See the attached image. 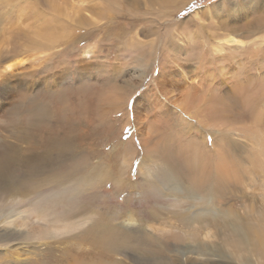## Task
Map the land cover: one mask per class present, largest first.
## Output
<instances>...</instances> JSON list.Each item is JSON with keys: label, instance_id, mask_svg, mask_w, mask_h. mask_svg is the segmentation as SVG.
I'll return each instance as SVG.
<instances>
[{"label": "rangeland", "instance_id": "374dc122", "mask_svg": "<svg viewBox=\"0 0 264 264\" xmlns=\"http://www.w3.org/2000/svg\"><path fill=\"white\" fill-rule=\"evenodd\" d=\"M207 7L211 9L205 10ZM231 34L243 44L227 42ZM220 45L222 50L215 51ZM188 48L194 49L195 56H190ZM88 49L91 52L87 56ZM263 58L264 0H0V159L18 147L17 129L32 133V128L24 123L25 108L29 97L39 99L44 114L38 116L36 133L42 136L44 130H49L65 136L72 132L76 142L71 150L63 151L65 160L78 152L91 158L92 167L100 165L97 172L106 174L107 168L113 173L107 182L102 180L94 188L100 187L98 193L87 196L86 213L101 217L104 215L98 213L105 212L114 223L127 229L125 217L133 211L137 222L131 229L140 232L144 230V223H140L148 209H170L178 211V215L184 208L183 202L170 197L159 185L162 170L164 175L169 166L161 155L157 156L160 160L156 157L161 168L155 166L150 174L139 169L141 162L145 169L153 165L151 160H144L152 146V142L148 144L143 139L149 136L148 132H153V137H160L156 129L160 134L176 135L175 142H171L173 148L188 144L190 150V141L195 146L196 140L204 152L215 158L220 145L233 137L235 146L226 149L234 159V177L226 181L227 191L220 196L219 210L236 216L246 212L264 215V99L261 105H254L250 118H244L240 109V114L226 123L221 116V121L208 117L203 109L197 112V106L188 102V98H201L210 90L222 96L234 93L237 77L243 81L249 73L255 80L262 77ZM19 60L13 71H4L5 64ZM82 82L87 87L81 86ZM62 89H67L69 108L67 103L65 108L60 96ZM218 111H222L221 105ZM128 141L132 142L133 153L127 156L125 169H121L123 157L118 155L126 150ZM194 150L197 152L195 147L190 151ZM204 159L208 160L205 153L194 162ZM172 170L171 175L189 189L185 173L174 167ZM115 179H122L123 186L119 188ZM61 180L63 185V174ZM152 182L157 183L155 187ZM58 183L59 179L53 185L59 187ZM25 205L28 204L16 206L8 213V219L19 213L28 214L31 207ZM164 214L167 213L152 223L166 227ZM3 226L1 223L0 229ZM166 228L163 239L167 241L171 236L168 241L173 242V236L181 229L176 225L169 227L172 230ZM81 229L64 238L79 256L77 261L90 248L88 238L74 235ZM17 242H23L21 246L29 244L24 240ZM4 248L0 247V256ZM28 255H21V259L36 264ZM134 255L135 251L127 250L106 261L140 264ZM12 256L9 262L0 263L19 264ZM173 256L174 252L168 253L171 260ZM95 261L94 264L106 263Z\"/></svg>", "mask_w": 264, "mask_h": 264}, {"label": "bare ground", "instance_id": "6f19581e", "mask_svg": "<svg viewBox=\"0 0 264 264\" xmlns=\"http://www.w3.org/2000/svg\"><path fill=\"white\" fill-rule=\"evenodd\" d=\"M216 5H212L211 8L216 7ZM211 8L207 7L205 10L208 11ZM226 39L227 42H243L232 34ZM193 50L188 48L190 56H195ZM221 50V45L215 47V51ZM149 51L152 53L153 49ZM90 52L91 50H86V55L88 56ZM20 62L19 60L5 64L4 71H13L14 66ZM187 63L190 64L189 61ZM224 70L222 72H225ZM249 75L245 76L244 81L242 77L236 76L234 93L230 92V94L222 96L216 91L210 90L208 95L201 96V98L195 96L188 98V102L192 106H197V112L203 109L208 117L217 118L219 121H221L220 116L222 119L225 118L224 122L233 120L237 114H240L238 113L240 109L244 111V118H250V111L255 107L254 105L260 104L264 99V74L256 80ZM82 84L81 86L86 85L83 82ZM82 89L84 91L83 87ZM64 90L60 91V96L64 98L65 108H67L66 103L69 108L70 103L65 99L67 89ZM200 94L203 93L200 92ZM43 96L46 97L44 94ZM107 98L112 100L110 97ZM40 104L39 99L29 97L28 106L25 108L24 123L26 127L30 126L33 131L25 134L24 131L17 129L18 147L16 146L11 154L7 153L0 159V224L3 223L4 225L0 229V247H5L2 249L4 254L0 256V262H9L14 257L12 255H15V258L20 261L19 264H28L29 262L21 259V255H28L29 253L27 258L36 260V264H63L66 262L70 264H94L95 260L106 262L101 264H110L111 262L106 260L115 259L116 254L132 250L136 252L134 256L140 264H156L158 261L161 264H264V215H260L261 212H258L257 215L244 212V215L236 216L234 213L227 214L219 210L221 207L219 206L221 203L220 196H223L227 191L226 181L229 182V178L234 177V159L226 149L234 145L233 137H229L220 145L215 154L217 158H215L212 154L204 152V149L194 139L195 146L194 142L188 140L190 141V150L195 147L197 152L188 150V144L173 148L171 142H175L176 135H165V132L160 134L156 129L155 131L160 137H155V135L153 137V132H148L147 138L149 139L145 137L143 139L148 144L152 142V146L151 148L147 146L149 154L144 160H151L153 165L145 169L141 162L139 169H142L145 174H150L155 166L161 168L156 161V157L161 155L169 166L164 171V175L162 170L159 185L163 186L170 197L173 199L176 197L175 199H178L180 204L183 202L184 208H181L183 212L177 215L176 212L178 211L174 212L170 209H158L156 211L155 206H152L156 212H148L150 211L148 209L141 220L142 223L140 224L143 225L144 223V230L134 232L131 225L135 224L137 219L133 211L129 210L130 213L125 217L127 229H124L121 224L114 223L105 212L103 214L98 213V215H104L101 217L90 216L86 213L84 204L86 205L85 201L88 200L87 196L98 193L100 187L94 188L99 183L102 184V180L107 182L113 173L107 168L106 174L97 172L100 165L93 164L94 167H92L89 163L91 158H85L78 152L71 153L68 161H66L63 157V151L71 150L70 146L76 142L72 132L62 136L44 130L42 136L41 134L38 135L36 133L38 116L44 114ZM219 105H221L222 111H218ZM247 108L249 110H245ZM63 110L66 111V109ZM257 113L255 112L253 115L255 123ZM59 114L60 112L58 116ZM224 136L226 139L227 136ZM62 142L65 144L62 145ZM124 146L126 150L118 155L119 158L123 157L119 163L121 169H125L124 164L128 160L127 156L133 153H131L133 150L132 142L128 141V144ZM204 153L208 156V160L201 161L200 158V161L194 162L197 157L204 156ZM158 160L160 159L158 158ZM173 167L185 173L189 189L186 190V187L171 175ZM211 168H215V171ZM88 169L89 172H87ZM67 170V178L65 179L64 172L66 173ZM81 173H83L82 176ZM62 174L64 183L60 185ZM58 179L59 187L53 185L54 181ZM114 181L120 188L123 180L115 179ZM147 183L150 184L149 181ZM152 183L154 185L152 187L157 184ZM46 188L49 189L46 190ZM212 195L216 197L217 203ZM17 196L20 197L17 198ZM21 203L30 205V212L28 214L16 213L18 216L15 214L16 217L9 220L10 215L8 213ZM152 204L155 205V203ZM24 210L21 209V211ZM252 210L255 211L256 209L252 208ZM162 212L167 213L164 214V217L167 215L166 227L172 229L175 225L180 227L181 231L173 236L177 242H174V238H172L173 242L168 241L170 235H168L170 237L167 241L166 238L163 239L166 236L164 229L167 228L152 223L162 219L160 216L163 214ZM80 215H82L81 218ZM173 219L174 221H172ZM86 223L89 224L85 225ZM80 227L82 229L74 235H79L80 238H88L90 248L84 250L85 255L81 256V261H77L79 256L64 238L65 234H72L74 230ZM148 227L151 231L148 230ZM153 230L160 233H153ZM18 240L27 241L29 244L21 246L23 242L15 243ZM32 240L38 242L36 244L28 242ZM28 245L30 248L26 250ZM169 252L175 254L172 260L168 257Z\"/></svg>", "mask_w": 264, "mask_h": 264}]
</instances>
